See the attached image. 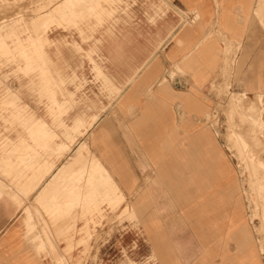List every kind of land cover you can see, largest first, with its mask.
<instances>
[{"label": "crops", "instance_id": "obj_1", "mask_svg": "<svg viewBox=\"0 0 264 264\" xmlns=\"http://www.w3.org/2000/svg\"><path fill=\"white\" fill-rule=\"evenodd\" d=\"M164 1L165 13L157 17L155 9L135 8L133 23H121V39L103 40V56L79 57L71 51L51 56L49 64L57 72L50 76L65 82L60 90L67 95L73 91L68 81L92 79L96 64L121 87L98 112L85 149L124 197L147 193L151 198L156 193L141 203L151 243L140 252L155 249L160 264H264L242 206L228 202L236 192L235 171L224 162L211 126L199 118L210 106L211 81L220 79L227 42L235 62L230 88L264 96V6L261 23L257 0ZM194 11L199 12L197 19ZM28 110L37 111L29 116L32 129L45 120V110ZM77 110L69 111L70 119ZM22 139L25 189L35 168L26 171L24 130ZM77 147L64 160L54 161L48 177L57 174ZM46 180L21 205L9 199L5 208L0 203V264H49L40 249L45 246L41 223L26 215ZM138 239L145 240L144 234Z\"/></svg>", "mask_w": 264, "mask_h": 264}, {"label": "rangeland", "instance_id": "obj_2", "mask_svg": "<svg viewBox=\"0 0 264 264\" xmlns=\"http://www.w3.org/2000/svg\"><path fill=\"white\" fill-rule=\"evenodd\" d=\"M257 3L256 15L262 23L264 0ZM135 8L155 9L157 17L165 13L167 4L164 0H0V203L5 208L9 199L21 205L22 198L27 199L47 178L33 202L36 206L27 208L26 215L41 223L45 246L40 249L49 264H160L155 249L140 252L142 245L151 243L141 203L156 193L151 198L147 193L124 197L85 149L87 131L98 112L121 87L96 64L91 66L92 79L68 81L73 91L67 95L60 90L65 82L50 76L57 72L49 64L51 56L65 51L79 57L103 56V40L121 39V23H133ZM198 17L194 11V18ZM230 47L227 42L220 79L211 81L210 106L199 118L211 126L224 162L235 171L236 192L228 202L242 206L247 231L253 232L264 255V125L259 117L262 105L264 119V96L259 102L258 94L230 88L235 63ZM111 51L107 49V54ZM28 107L45 110V122H35L32 129L30 117L37 111L29 113ZM74 108L78 110L70 119ZM89 111L95 113L86 117ZM23 130L26 171L35 168L25 189ZM76 146L73 157L48 177L54 161L64 160ZM142 233L143 241L138 239Z\"/></svg>", "mask_w": 264, "mask_h": 264}, {"label": "bare ground", "instance_id": "obj_3", "mask_svg": "<svg viewBox=\"0 0 264 264\" xmlns=\"http://www.w3.org/2000/svg\"><path fill=\"white\" fill-rule=\"evenodd\" d=\"M133 79V78H132ZM130 82V81H129ZM257 97H260L259 98V102H260V100L262 99V97H263V94H258V96ZM259 111H260V115H259V117H260V119L262 120V124L264 125V119H263V107H262V105H260V107H259ZM77 153H79V152H77ZM73 157V156H72ZM72 160V159H71ZM98 165H99V167L102 169V170H104L101 166H100V164L98 163ZM97 165V166H98Z\"/></svg>", "mask_w": 264, "mask_h": 264}]
</instances>
